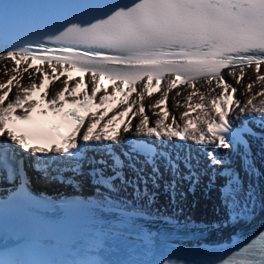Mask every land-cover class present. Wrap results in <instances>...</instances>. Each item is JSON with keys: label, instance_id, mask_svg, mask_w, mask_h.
<instances>
[{"label": "snow or ice", "instance_id": "obj_1", "mask_svg": "<svg viewBox=\"0 0 264 264\" xmlns=\"http://www.w3.org/2000/svg\"><path fill=\"white\" fill-rule=\"evenodd\" d=\"M38 20L42 23H37ZM0 61L13 62L11 68L4 65L5 74L12 75L6 83H0V138H3L0 143L11 141L34 156L35 162L30 166L42 171L45 179L63 183L60 166L71 161V167L64 170L72 172L73 188H79L75 178L86 174L98 186V194L101 187L115 191L114 182L119 181L125 188L132 187L138 197H147L151 204L156 193L150 192L148 186L159 188L164 173L171 177L165 181L164 190L171 193L173 201L177 194L184 198L182 183H187L188 191L194 193L206 176L205 187L219 192L222 205L234 220L253 214L256 186L250 183L245 188L228 153L240 156L248 176H259L248 137L264 142V74H260L264 67V0H2ZM22 64L25 66L21 70L18 66ZM252 66L262 87L245 104L232 95L238 89L225 79L223 70L227 69L228 75L240 84L245 69ZM24 73L32 80L29 86L22 84ZM36 74L39 83L33 79ZM59 77H64L60 81L63 87L54 94L45 89L42 98L47 109H41V114L51 112L65 120L70 117L74 126L66 138H58L56 127L37 129L31 139L39 143L29 144L28 137L17 135L10 125L32 123L37 101L29 99L30 95L43 87L45 80ZM199 81H206L207 92L197 87ZM254 83L246 85L247 93L252 92ZM14 84L20 91L10 99ZM82 85L84 90L78 91ZM179 85H187L193 91L183 102L178 101V106L200 110L203 115L192 118L186 111L181 117L186 123L174 129L173 124L178 122L172 116V124L167 123L171 115L167 103L169 94ZM154 93L160 96L150 107L165 106V110L155 113L163 118L150 126L144 101ZM257 97H260L258 105L254 103ZM66 104L81 109L95 106L101 111H90L87 117L75 110L65 114ZM106 105L115 107L109 110ZM137 116L142 118L133 125L131 121ZM116 122H123L122 130L115 135L104 131ZM252 124H257L260 131L256 132ZM130 131L134 138L124 135ZM141 137H154L161 142L176 137L179 142L195 141L207 162L157 152L153 144ZM89 151L92 156L87 155ZM181 164L185 171L181 170ZM148 168L150 172L146 171ZM125 169L133 177H127ZM108 172L111 175H106ZM26 175L22 155L16 151L0 152V180L16 184L7 198L0 196V264H106L97 250L93 251L96 258L90 261L63 258L65 243L69 242L63 234L64 225L48 219L51 213L41 210L47 205L26 191ZM7 176L12 179L7 180ZM218 178L224 180L220 186L216 183ZM81 202L97 222L94 227L99 229L103 221V216L97 213L113 215L117 217L120 235L138 239L140 245L151 251L150 245L159 233L136 228V221L149 218L143 210L109 196ZM66 204L64 201L52 208L63 211ZM237 208L239 212L234 211ZM161 219L177 229L181 226L171 217ZM96 235L100 249L105 233L97 230ZM6 240L11 243H5ZM155 264H264V227L226 257L186 260L160 256Z\"/></svg>", "mask_w": 264, "mask_h": 264}, {"label": "bare ground", "instance_id": "obj_2", "mask_svg": "<svg viewBox=\"0 0 264 264\" xmlns=\"http://www.w3.org/2000/svg\"><path fill=\"white\" fill-rule=\"evenodd\" d=\"M7 64L9 68L12 67L13 62L12 61H0V83H6L7 80L12 75L11 72L8 74H5L3 67ZM25 65H20L18 67L22 68ZM43 68H47L46 66H41ZM31 71V70H30ZM239 71V70H237ZM264 74V67L261 69V73ZM58 75V74H57ZM256 75L254 67L246 68L245 69V76L240 84H236L235 79L229 76L228 74H225V79L229 81L233 86L237 87L238 91L235 94H232L234 98L240 99L243 103L246 104L247 100L251 98L253 94L261 90V85L258 81H256ZM33 79L39 80V75L36 74L33 76ZM64 79V77H59V80H56L54 78V82L51 85V88L49 89L51 94H54L56 91H59L63 84L60 82ZM89 79L88 76H86L85 80L87 81ZM32 80L29 79V76L27 73H24L22 77V84L23 86H29ZM249 82H255L254 87L251 93L246 92V85ZM143 83V82H141ZM215 81L213 82V87H215ZM197 87H200L202 91L207 92L208 86L206 81L198 82ZM90 88V85H89ZM20 91L19 88L15 87V84L12 88V93L10 95V99L14 97L15 93ZM109 91H111V88L109 87ZM193 89L191 87H188L187 85H179L176 89H174L170 94V99L167 103V107L171 112V115L167 122L169 124L172 123V116H174L179 123L180 127H183L184 123H186L185 119H181L182 114L186 111L190 112V116L192 118L197 117L198 115H203V113L200 110H190L187 107L183 106L182 104L178 106V101L183 102L185 100V97L191 93ZM219 89L216 88V93H219ZM177 92L180 93V95H177ZM99 95V94H98ZM160 96L159 93H154L152 97L146 98L144 101V104L146 106L147 114L150 117V126H154V121L156 119V114L158 111H164L165 106L162 107V109H151L150 105H152L156 99H158ZM210 99L209 96L207 98V102L210 106ZM260 97H257L255 104H259ZM198 100V96L194 97V102ZM216 111H219L217 109ZM136 119L133 118L131 123H133ZM177 123V124H178ZM175 124H173L174 126ZM203 126V125H202ZM130 133V132H129ZM257 158L254 160V166L259 172L258 177H250L248 176L245 171L244 167L242 165L241 159H238L237 161H233L232 167H234L236 170H240L239 172L242 173V179L244 181V186L247 188V186L252 183L256 186V196H257V203L254 209L251 210L253 214H250L247 216L246 219L241 218L239 220H234L229 212L228 209H226L220 200V194L216 190H209L205 187L207 184L208 178H203L202 182L199 186H197L195 192L185 191L181 188V191L185 193V196L183 199L177 194L175 201L172 200L171 193L165 191L164 189L161 191L160 197H155V199L152 201L151 204L148 203V198L143 197L140 198L136 195L133 188L127 187L125 188L123 185L115 184L116 190L110 191L108 188L101 187L100 193L98 194L96 192L97 185H93L91 180L89 181V184L87 185L88 191L91 193V195H95L97 198L102 199L103 196H109L114 200H121L126 202L127 204H130L133 208L146 210L148 212H151L153 215H155L158 218H161L162 216H168L171 217L173 220L178 221L181 225V227H203V226H211L213 231V240L219 241V240H227L230 236H232L237 229L239 228V225L244 223H252V224H262L264 223V151H259L257 153ZM244 171V174H243ZM217 186H220L224 183V180L222 178L217 179ZM155 192V191H150ZM157 194V192H155ZM241 200H243V196L241 197ZM235 212H239L240 209L237 208L234 210ZM159 213V215H157ZM200 214V215H199Z\"/></svg>", "mask_w": 264, "mask_h": 264}, {"label": "rangeland", "instance_id": "obj_3", "mask_svg": "<svg viewBox=\"0 0 264 264\" xmlns=\"http://www.w3.org/2000/svg\"><path fill=\"white\" fill-rule=\"evenodd\" d=\"M162 107L163 106H161V108L160 109H162ZM135 121L132 123V124H134L135 122H136V119H134ZM243 174H244V171H243ZM245 175V174H244ZM258 202V201H257ZM200 215V214H199Z\"/></svg>", "mask_w": 264, "mask_h": 264}]
</instances>
